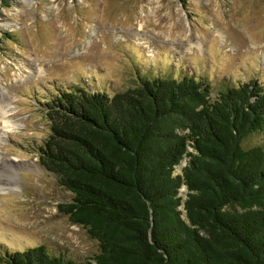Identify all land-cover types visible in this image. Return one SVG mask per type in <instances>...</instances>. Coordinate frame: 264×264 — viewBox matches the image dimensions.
Instances as JSON below:
<instances>
[{"label":"trees","instance_id":"16d2710c","mask_svg":"<svg viewBox=\"0 0 264 264\" xmlns=\"http://www.w3.org/2000/svg\"><path fill=\"white\" fill-rule=\"evenodd\" d=\"M90 89L43 101L49 133L35 152L71 194L57 209L96 252L3 246L0 264H264V85L210 97L205 78L168 72Z\"/></svg>","mask_w":264,"mask_h":264},{"label":"rangeland","instance_id":"374dc122","mask_svg":"<svg viewBox=\"0 0 264 264\" xmlns=\"http://www.w3.org/2000/svg\"><path fill=\"white\" fill-rule=\"evenodd\" d=\"M168 72L205 78L210 97L228 84L264 85V0H13L0 9V251L42 244L82 260L97 250L57 209L71 194L39 164L43 101L59 88L121 90Z\"/></svg>","mask_w":264,"mask_h":264},{"label":"bare ground","instance_id":"6f19581e","mask_svg":"<svg viewBox=\"0 0 264 264\" xmlns=\"http://www.w3.org/2000/svg\"><path fill=\"white\" fill-rule=\"evenodd\" d=\"M5 122V121H4ZM6 126H10V125H6ZM12 127V126H11ZM9 129V128H8ZM11 129V128H10ZM6 131H9V130H6ZM1 182V181H0ZM1 185V184H0Z\"/></svg>","mask_w":264,"mask_h":264}]
</instances>
